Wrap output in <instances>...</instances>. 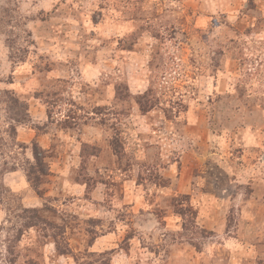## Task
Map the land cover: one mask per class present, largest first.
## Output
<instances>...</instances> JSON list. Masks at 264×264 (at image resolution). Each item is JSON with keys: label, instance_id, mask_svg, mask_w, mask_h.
<instances>
[{"label": "rangeland", "instance_id": "374dc122", "mask_svg": "<svg viewBox=\"0 0 264 264\" xmlns=\"http://www.w3.org/2000/svg\"><path fill=\"white\" fill-rule=\"evenodd\" d=\"M0 264H264V0H0Z\"/></svg>", "mask_w": 264, "mask_h": 264}, {"label": "trees", "instance_id": "16d2710c", "mask_svg": "<svg viewBox=\"0 0 264 264\" xmlns=\"http://www.w3.org/2000/svg\"><path fill=\"white\" fill-rule=\"evenodd\" d=\"M11 130H13V131H14V129H12V128H11Z\"/></svg>", "mask_w": 264, "mask_h": 264}]
</instances>
